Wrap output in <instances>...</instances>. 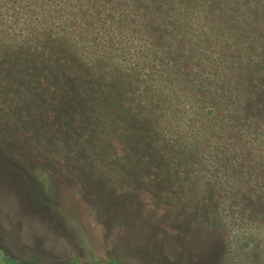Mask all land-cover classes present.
<instances>
[{
	"label": "trees",
	"instance_id": "1",
	"mask_svg": "<svg viewBox=\"0 0 264 264\" xmlns=\"http://www.w3.org/2000/svg\"><path fill=\"white\" fill-rule=\"evenodd\" d=\"M241 3L0 0V101L10 79L34 80L57 100L43 125L79 113L75 133L105 172L150 174L224 222L264 224V62ZM239 200L247 218L230 210Z\"/></svg>",
	"mask_w": 264,
	"mask_h": 264
},
{
	"label": "rangeland",
	"instance_id": "2",
	"mask_svg": "<svg viewBox=\"0 0 264 264\" xmlns=\"http://www.w3.org/2000/svg\"><path fill=\"white\" fill-rule=\"evenodd\" d=\"M241 2L245 37L259 39L264 62V0ZM9 81L0 101V264H264L261 216L257 225L224 222L198 194L164 188L143 172L137 180L105 172L75 133L79 113L72 125L42 126L59 111L55 97L45 100L34 80ZM27 96L35 109L21 114ZM239 202L230 210L244 217Z\"/></svg>",
	"mask_w": 264,
	"mask_h": 264
},
{
	"label": "flooded vegetation",
	"instance_id": "3",
	"mask_svg": "<svg viewBox=\"0 0 264 264\" xmlns=\"http://www.w3.org/2000/svg\"><path fill=\"white\" fill-rule=\"evenodd\" d=\"M28 79H26V81H25V83L27 84V86H28ZM30 83H32V81L30 82ZM29 83V84H30ZM33 85V84H32ZM21 95V94H20ZM27 101H26V104H25V106H26V109H24L23 111H22V113L21 114H27V112H31V111H33V109H35V107H33L34 106V104H33V102L34 101H32V98L31 97H29V96H27ZM6 111L7 112H9V110H7L6 109ZM27 111V112H26ZM26 112V113H25ZM40 125H42V126H45V125H43V124H40ZM46 127V126H45ZM38 133H36V134H34L33 133V135H35V136H37L38 137V135H37ZM12 262V261H11Z\"/></svg>",
	"mask_w": 264,
	"mask_h": 264
}]
</instances>
